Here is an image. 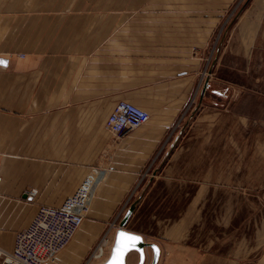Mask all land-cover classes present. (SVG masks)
<instances>
[{
    "label": "crops",
    "instance_id": "crops-1",
    "mask_svg": "<svg viewBox=\"0 0 264 264\" xmlns=\"http://www.w3.org/2000/svg\"><path fill=\"white\" fill-rule=\"evenodd\" d=\"M237 1L0 0V223L12 218L4 209L15 201L31 208L20 229L0 232L27 228L40 206L60 207L94 168L104 179L89 220L100 225L119 215L179 134L175 125L195 102ZM251 17L242 16L222 55H240L239 38L251 53ZM221 67L223 57L209 90L228 85L234 100V84L217 76ZM121 102L147 111L150 122L117 139L106 123ZM131 220L126 229L137 233ZM7 239L0 235V248L13 251ZM74 254L51 264H74Z\"/></svg>",
    "mask_w": 264,
    "mask_h": 264
},
{
    "label": "rangeland",
    "instance_id": "rangeland-1",
    "mask_svg": "<svg viewBox=\"0 0 264 264\" xmlns=\"http://www.w3.org/2000/svg\"><path fill=\"white\" fill-rule=\"evenodd\" d=\"M248 14L255 25L251 53L244 54L247 45L239 38L235 50L240 55H222L230 34L234 31L236 37L238 22ZM221 27L206 59L203 73L207 75L201 76L195 102L175 125L180 132L171 147L151 164L121 213L105 217L100 225L89 220L96 195L86 218L88 231L80 229L58 261L75 253L74 264H103L113 247L115 230L136 204L129 227L147 243L159 246L158 264H264V0H238ZM219 57H223V68L217 76L234 84V100L228 85L209 90ZM190 128L203 132L190 134ZM185 163L192 166L186 168ZM30 209L24 201L7 206L4 210L12 218L0 223V229H20ZM18 232L1 231L0 235L8 237L10 246ZM105 241L106 255L94 260ZM11 250L3 251L11 254ZM153 256L147 248L144 264H152ZM127 264H139V254L130 253Z\"/></svg>",
    "mask_w": 264,
    "mask_h": 264
},
{
    "label": "built area",
    "instance_id": "built-area-1",
    "mask_svg": "<svg viewBox=\"0 0 264 264\" xmlns=\"http://www.w3.org/2000/svg\"><path fill=\"white\" fill-rule=\"evenodd\" d=\"M206 75L203 73V78ZM149 122L147 111L132 103L121 102L109 116L106 130L117 139H123ZM103 179V171L94 168L75 194L60 207L40 206L29 226L16 234L12 253L0 249V264H50L58 261L59 255L71 245L82 228ZM30 195L33 197L34 193ZM104 244L101 247L107 245ZM100 248L92 257L94 260H101L106 255L105 249L101 253Z\"/></svg>",
    "mask_w": 264,
    "mask_h": 264
},
{
    "label": "water",
    "instance_id": "water-1",
    "mask_svg": "<svg viewBox=\"0 0 264 264\" xmlns=\"http://www.w3.org/2000/svg\"><path fill=\"white\" fill-rule=\"evenodd\" d=\"M207 88H208V81L204 85L201 97L204 96ZM135 208H136V204H133L130 207V209L128 210V212L126 213L125 217L120 222V226H119V228L116 232V235H115V241H114V244H113V247L111 250V254L104 264H112V261L115 259L116 241H117L119 233H121V232L140 237V243H138L134 249L128 250L126 252V254L123 256V264H127V258L129 256V254L132 252L138 253L139 254V264H144L146 261V249L149 247L153 250V254H154L152 264H158L159 259H160V254H161V250H160L159 246L156 244L147 243L144 240L143 236H141L140 234H137V233H133V232L126 229V225L129 221L130 217L132 216Z\"/></svg>",
    "mask_w": 264,
    "mask_h": 264
},
{
    "label": "snow or ice",
    "instance_id": "snow-or-ice-1",
    "mask_svg": "<svg viewBox=\"0 0 264 264\" xmlns=\"http://www.w3.org/2000/svg\"><path fill=\"white\" fill-rule=\"evenodd\" d=\"M138 243H140L139 236L119 233L115 247V259L112 264H123V256L128 250L134 249Z\"/></svg>",
    "mask_w": 264,
    "mask_h": 264
},
{
    "label": "bare ground",
    "instance_id": "bare-ground-1",
    "mask_svg": "<svg viewBox=\"0 0 264 264\" xmlns=\"http://www.w3.org/2000/svg\"><path fill=\"white\" fill-rule=\"evenodd\" d=\"M106 244H107V243H106V241H105V244H104V245H106ZM100 252H101V253H104V247H101V248H100ZM108 257H109V256H108ZM50 264H51V263H50Z\"/></svg>",
    "mask_w": 264,
    "mask_h": 264
}]
</instances>
